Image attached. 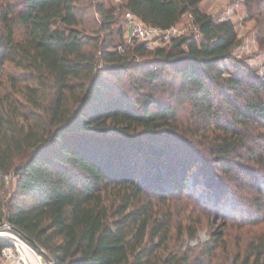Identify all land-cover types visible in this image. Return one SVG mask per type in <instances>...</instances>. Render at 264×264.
Listing matches in <instances>:
<instances>
[{
    "label": "trees",
    "instance_id": "trees-1",
    "mask_svg": "<svg viewBox=\"0 0 264 264\" xmlns=\"http://www.w3.org/2000/svg\"><path fill=\"white\" fill-rule=\"evenodd\" d=\"M79 1L0 2V87L6 80L12 87L0 99V174L13 170L17 177L15 194L0 200V224L20 229L55 264H219L192 260L187 252L163 253L174 230L197 232L175 220L174 191L183 195L187 187L215 183L193 140L200 131L183 128L168 100L147 94L134 102L105 74L141 70L146 81L159 84L166 69L174 70L181 80L173 97L190 102L197 122L206 117L214 127L208 139L215 167L243 169L263 193L247 215L223 217L256 225L248 218L264 220V80L224 74L222 64L242 43L234 22L204 12L203 0H121L125 13L147 25L166 30L185 14L192 24L190 33L152 49L122 41L137 57L155 54L150 67L131 68L120 45L111 49L100 35L86 33ZM90 5L102 16L101 29L113 33L117 8H106L104 0ZM117 33L123 35L122 26ZM210 195L218 197L214 205L221 212L222 194ZM214 240L208 250L219 244ZM8 243L0 235V256ZM234 264H264V234L248 241L246 256L238 253Z\"/></svg>",
    "mask_w": 264,
    "mask_h": 264
},
{
    "label": "rangeland",
    "instance_id": "rangeland-1",
    "mask_svg": "<svg viewBox=\"0 0 264 264\" xmlns=\"http://www.w3.org/2000/svg\"><path fill=\"white\" fill-rule=\"evenodd\" d=\"M99 0H93L91 3H86L84 0L79 1V7L84 12V28L86 33L91 36L100 35L104 39L105 44H111L114 49L116 45L129 41V32L126 27V13L125 9L120 8L121 0H104L106 8H117L116 17L118 23L113 25L114 32L109 30H102V16L97 12L96 8L90 4H96ZM248 0H203L200 4L201 9L212 15L216 20L231 19L236 27L239 37L242 39L240 46L234 48L231 60H227L222 64L224 74L232 76H242L264 80V0H252L250 5ZM1 2V0H0ZM118 26H122L123 35L119 36L117 33ZM179 32L190 33L192 31L191 18L189 14L182 16L180 22L176 25ZM135 43V42H133ZM130 44V43H129ZM134 45V44H133ZM158 45H154L156 48ZM126 47V46H125ZM88 48L96 49L97 45L90 44ZM129 61L130 67L134 68L139 63L151 66L154 62V52L146 54L143 58L137 57L135 53H128L125 51ZM102 63V62H101ZM172 70V69H171ZM140 71L132 70H116L105 74V80L112 84L119 90L129 95L128 98L135 102L138 98L143 96L154 95L162 100H168L172 103L179 114L180 124L185 127H193L194 130H199V134L193 137L195 145L205 152V157L208 161L205 168L208 170V176H212L215 180L213 187L207 188V185L200 184L195 187L189 188L184 191L183 195H178L174 191V200L171 205L177 222L182 221L186 226H193L196 228V234L188 233L187 229L183 234L179 235L174 230V235L168 244V248L163 252L167 255L170 251L178 252L179 254L188 253L191 259H211L219 264H234L238 253L242 256L247 254V243L252 240L256 235L264 234V220L252 215L248 220L258 221L256 225L252 224H232L226 221L225 214L234 213L236 216H245L250 211V204L253 203L254 198H261L262 191L255 185V181L248 182L246 173L243 169H238L233 173L225 172L224 168L214 164L211 159L210 139L213 135V128H208L206 122L208 119L200 118L201 121L197 122L198 118L194 117L195 109L188 101H182L183 98H174L171 92L173 87H178L180 77L175 74L174 70L169 71L166 69L162 75L159 84H152L140 75ZM7 81V80H6ZM0 87V99L7 93L12 92L10 83ZM17 96V94H16ZM23 110L28 111L24 108ZM36 114L42 116L44 119L47 115L39 112ZM36 115L37 118H40ZM208 117V116H207ZM196 124V125H195ZM198 125L200 126L199 129ZM186 129V128H185ZM261 130H264L261 129ZM191 136L192 134H188ZM187 135V136H188ZM213 138V137H212ZM178 150H174L172 154ZM175 156V155H173ZM235 161L241 160L236 155L232 156ZM256 164L251 158L245 156L241 160V164ZM144 166V165H143ZM142 168V166H141ZM146 169V168H144ZM197 167L194 166L189 173V177L196 173ZM147 171V169H146ZM240 175L241 178H235ZM222 178L223 182H227L224 188L216 181ZM238 179H242L237 182ZM236 180V181H235ZM190 183H188L189 185ZM193 185V184H192ZM17 177L12 170L4 177L0 174V200L7 202L11 196L16 192ZM193 188L196 189L197 196L193 197L191 193ZM222 194V200H219V206L222 210L218 212L214 202L218 197L210 195ZM177 196V197H176ZM176 197V198H175ZM218 201V200H217ZM209 202V203H208ZM211 202V204H210ZM205 204V205H204ZM209 204V206H208ZM260 215V214H259ZM229 222L231 220H228ZM2 224V223H1ZM0 231H9L6 228V222H3ZM214 238L219 239V244L215 245L212 250L207 249V243L214 245L216 242ZM212 254V255H211ZM0 264H3L0 258Z\"/></svg>",
    "mask_w": 264,
    "mask_h": 264
},
{
    "label": "built area",
    "instance_id": "built-area-1",
    "mask_svg": "<svg viewBox=\"0 0 264 264\" xmlns=\"http://www.w3.org/2000/svg\"><path fill=\"white\" fill-rule=\"evenodd\" d=\"M126 27L129 32L128 43H143L145 48L152 49L154 45L168 43L172 37L182 34L176 26L163 30L159 27L143 23L131 11L126 12ZM126 46V45H125ZM120 45L119 51L125 54L126 47ZM9 231L0 235L9 240V243L2 248L1 260L3 264H53L45 255V252L35 247L20 232L6 223Z\"/></svg>",
    "mask_w": 264,
    "mask_h": 264
},
{
    "label": "water",
    "instance_id": "water-1",
    "mask_svg": "<svg viewBox=\"0 0 264 264\" xmlns=\"http://www.w3.org/2000/svg\"><path fill=\"white\" fill-rule=\"evenodd\" d=\"M5 225V224H0V229L2 228V226ZM11 225V224H10ZM13 229H15L16 231L20 232L29 242H31L35 247H37L38 249L42 250V248L33 240L31 239L30 237H28L27 235H25L20 229H18L17 227L11 225ZM43 251V250H42ZM45 255L47 256V258H49V260L53 263H54V260L47 254L45 253Z\"/></svg>",
    "mask_w": 264,
    "mask_h": 264
}]
</instances>
